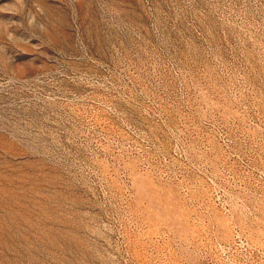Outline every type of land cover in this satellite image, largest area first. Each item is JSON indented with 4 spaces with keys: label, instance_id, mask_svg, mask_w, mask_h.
I'll list each match as a JSON object with an SVG mask.
<instances>
[{
    "label": "rangeland",
    "instance_id": "374dc122",
    "mask_svg": "<svg viewBox=\"0 0 264 264\" xmlns=\"http://www.w3.org/2000/svg\"><path fill=\"white\" fill-rule=\"evenodd\" d=\"M0 264H264V0H0Z\"/></svg>",
    "mask_w": 264,
    "mask_h": 264
}]
</instances>
